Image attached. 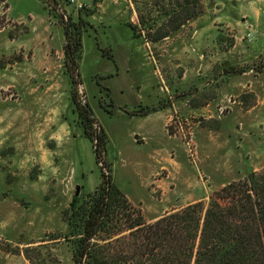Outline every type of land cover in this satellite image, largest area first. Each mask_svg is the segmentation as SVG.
Instances as JSON below:
<instances>
[{
  "label": "rangeland",
  "instance_id": "374dc122",
  "mask_svg": "<svg viewBox=\"0 0 264 264\" xmlns=\"http://www.w3.org/2000/svg\"><path fill=\"white\" fill-rule=\"evenodd\" d=\"M56 1L0 0V264H75L65 212L107 165L147 221L264 168V0H201L177 27V0ZM69 16L107 168L64 66Z\"/></svg>",
  "mask_w": 264,
  "mask_h": 264
},
{
  "label": "trees",
  "instance_id": "16d2710c",
  "mask_svg": "<svg viewBox=\"0 0 264 264\" xmlns=\"http://www.w3.org/2000/svg\"><path fill=\"white\" fill-rule=\"evenodd\" d=\"M201 10V0H177L169 16L177 27ZM143 18L139 25L146 27ZM80 23L71 16L64 22V66L76 87L73 97L79 121L105 168L107 136L102 127L94 130L96 119L78 97ZM157 110L152 107L143 114ZM107 166L95 190L65 212L75 264H264V168L215 190L207 204L199 200L147 221L113 182Z\"/></svg>",
  "mask_w": 264,
  "mask_h": 264
},
{
  "label": "water",
  "instance_id": "95a60500",
  "mask_svg": "<svg viewBox=\"0 0 264 264\" xmlns=\"http://www.w3.org/2000/svg\"><path fill=\"white\" fill-rule=\"evenodd\" d=\"M95 149H97V146H95ZM79 189H80V187L77 186V189H76V195H78V193H79Z\"/></svg>",
  "mask_w": 264,
  "mask_h": 264
},
{
  "label": "built area",
  "instance_id": "2783aa9c",
  "mask_svg": "<svg viewBox=\"0 0 264 264\" xmlns=\"http://www.w3.org/2000/svg\"><path fill=\"white\" fill-rule=\"evenodd\" d=\"M72 2H75V0H71ZM79 7L81 8L82 6H81V4L79 5Z\"/></svg>",
  "mask_w": 264,
  "mask_h": 264
}]
</instances>
